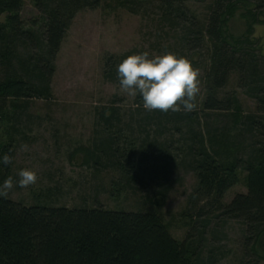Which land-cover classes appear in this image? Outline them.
<instances>
[{
  "label": "rangeland",
  "instance_id": "rangeland-1",
  "mask_svg": "<svg viewBox=\"0 0 264 264\" xmlns=\"http://www.w3.org/2000/svg\"><path fill=\"white\" fill-rule=\"evenodd\" d=\"M36 1L23 0L20 17L22 26L38 37L45 15ZM211 1L175 0L182 11L176 18L163 0L126 4L99 0L93 8L78 9L54 58L48 95L0 100L5 111L0 125V185L9 176L14 179L7 197L25 204L92 207L99 203L108 209L155 211L177 241L184 238L197 207L214 214L208 198L196 191L194 148L205 144L221 160L244 158L251 148L242 116L256 114L250 88L253 82L264 81V6L255 10L259 21L247 35L237 11L225 23L228 34L245 37L242 53L254 56L256 64L252 74V70L248 74L242 70L241 75L229 70L216 90L217 97L234 94L240 109L236 119L231 111L202 110L209 38L203 36L197 47L182 41L191 24L201 29ZM5 17L1 13L0 22ZM18 46L21 59L37 53L33 44ZM144 51L174 52L199 69L194 111H148L140 94L130 97L121 92L118 64L126 53ZM111 67L115 77L109 73ZM13 72L27 76L18 63L0 61V78ZM112 110L118 114L109 120L100 117L102 111L108 117ZM5 154L12 157L7 166L2 160ZM24 168L35 170L37 181L21 188L17 174ZM245 191V172L238 169L236 182L226 188L221 202ZM247 236L238 220L213 219L200 241L201 257L209 255L213 264H264V234L255 255Z\"/></svg>",
  "mask_w": 264,
  "mask_h": 264
},
{
  "label": "trees",
  "instance_id": "trees-1",
  "mask_svg": "<svg viewBox=\"0 0 264 264\" xmlns=\"http://www.w3.org/2000/svg\"><path fill=\"white\" fill-rule=\"evenodd\" d=\"M128 1L123 0L125 4ZM163 1L167 3L170 15L175 18L180 15L178 12L182 11L175 0ZM98 2L36 1V6L45 15L44 28L37 37L22 26L23 0H0V14H6L4 23L0 22V61L18 63L27 74L24 77L13 72L0 78V100L47 96L54 71L53 61L74 13L82 7L93 8ZM211 2L201 29H194L191 24L192 28L187 30L182 41L186 45L190 42L192 47L199 46L203 36L211 41L202 110L231 111L238 119L240 109L234 94L217 97L216 90L229 70L236 69L239 75L242 70L247 74L252 70V74L256 64L254 56L242 53L245 37L228 34L225 23L237 11L247 35L252 25L259 21L255 10L264 6V0ZM20 43L33 44L37 53L21 59L17 52ZM128 55L130 53L122 59ZM28 74L34 75L36 80ZM111 76L115 77V74ZM250 90L256 114L261 116H242L243 125L251 136V148L245 157L221 160L218 155L214 157L205 144L194 148L192 169L197 178L196 191L208 198L206 203L216 212L207 214L203 206L197 207L195 218L181 241L170 235L162 216L155 211L108 209L99 203L92 207L25 204L0 197V264H213L209 255L201 257L200 241L213 219L220 217L241 222L248 233L247 243L255 255L264 234V81L253 82ZM4 113L0 108V125ZM109 113L110 116L103 117L105 112L102 111L100 117L109 120L118 114L114 110ZM238 169L245 172L246 191L236 193L227 203H222L224 191L237 180Z\"/></svg>",
  "mask_w": 264,
  "mask_h": 264
},
{
  "label": "clouds",
  "instance_id": "clouds-1",
  "mask_svg": "<svg viewBox=\"0 0 264 264\" xmlns=\"http://www.w3.org/2000/svg\"><path fill=\"white\" fill-rule=\"evenodd\" d=\"M118 76L121 92L130 97L140 94L145 110L191 112L197 107L200 72L185 56L174 52L150 55L148 51L128 55L118 65ZM2 160L7 165L12 162V157L5 154ZM17 175L21 188L37 181L33 169H21ZM13 187L14 179L9 176L0 185V197H7Z\"/></svg>",
  "mask_w": 264,
  "mask_h": 264
}]
</instances>
